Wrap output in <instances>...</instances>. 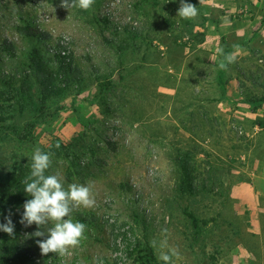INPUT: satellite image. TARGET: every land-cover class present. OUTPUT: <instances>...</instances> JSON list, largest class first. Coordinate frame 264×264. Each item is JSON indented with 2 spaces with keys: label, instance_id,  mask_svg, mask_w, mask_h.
I'll return each mask as SVG.
<instances>
[{
  "label": "rangeland",
  "instance_id": "374dc122",
  "mask_svg": "<svg viewBox=\"0 0 264 264\" xmlns=\"http://www.w3.org/2000/svg\"><path fill=\"white\" fill-rule=\"evenodd\" d=\"M186 2L197 7L195 17L177 16L180 0H92L87 9L75 0H0V105L10 90L6 81L22 90L34 47L45 58L55 51L71 55L81 69L78 77L55 79L45 105L0 108V176L28 165L39 147L51 153L48 173H59L65 186L88 185L94 200L73 209L74 220H90L78 246L64 254H42L35 241L44 237H33L37 226L19 223L23 208L13 206L21 243L42 264H164L160 252L169 255L168 264H247L232 254L242 243L252 249L251 264H264V234H251L248 213H234L231 197L264 140L260 136L254 147L250 137L255 124H264V104L254 110L246 102L264 96V34H253L240 50L220 34L230 22L250 24L249 17L232 21L226 10L264 13V0H237L233 7L221 0ZM260 24L264 30V19ZM29 26L44 36L31 39ZM210 32L219 33L218 45L207 43ZM199 33L205 35L200 44ZM6 42L17 59L5 52ZM234 79L247 107L230 96ZM243 108L259 114L240 120ZM27 123L34 126L28 141L7 135ZM185 154L196 195L179 192L174 158Z\"/></svg>",
  "mask_w": 264,
  "mask_h": 264
},
{
  "label": "trees",
  "instance_id": "16d2710c",
  "mask_svg": "<svg viewBox=\"0 0 264 264\" xmlns=\"http://www.w3.org/2000/svg\"><path fill=\"white\" fill-rule=\"evenodd\" d=\"M148 2L149 0H141L140 4L146 5ZM104 21L107 22L106 19ZM27 30V36L31 39L44 36L43 33H38V31L33 29L31 26L27 27ZM204 36L205 35L203 33H199L198 36H196L198 44L204 42ZM4 50L8 53L10 59H17L15 57L14 45L11 42H6V44H4ZM50 54H52L50 58H45V56L42 55L36 47L30 50L27 66L29 70L25 71L23 74V80L20 86L22 90L20 91H18L19 89H12L13 82L9 79L10 77H1L3 80H5V78L9 79L4 84L8 85L10 90L4 91L3 95L5 98L3 100L5 105H0V108H18L22 112L35 107L36 102L45 105L47 101L46 98L49 96V91L57 88L54 83L55 79L66 77L68 74L73 75L74 77H78L80 75L81 69L74 65L71 55H63L62 51H55ZM52 60L54 61V65L50 63ZM34 83L39 85L36 90L34 89ZM221 84L222 83H220V85ZM9 102L12 103L9 104ZM246 102L253 105L254 110H257L259 107L263 106L264 96H254L247 99ZM3 120V115H0V121ZM33 127L34 126L30 123H27L25 128L22 130H19L16 126H12L7 135L12 133L17 140L26 142L30 138L28 131ZM3 139L5 140V137H3L2 140ZM57 156H59L58 153ZM190 157L191 156L189 154H185L184 156L177 155L174 158V164L181 173L179 192L183 196L186 192H190L194 195L198 193V186L195 182L196 178L193 175L194 168ZM30 163H28V165H24L23 167L15 165L5 176H0V223H3L4 217L7 216L11 219L14 225V232L11 236L0 232V264H42L37 263L33 256L27 254L28 249L21 243L22 230L20 227H16L14 219L13 206L22 207L25 200L29 198L23 191V187L27 182L26 177L29 175ZM76 167L80 170H84L83 168H85L82 165H76ZM80 175H83V173L81 172ZM89 216L78 215V219L80 222L86 224L90 220ZM189 218L193 227L199 230L200 227L198 220L195 219L193 215H190ZM149 252L152 254L151 250H149ZM151 254V260L155 262V258L154 256L152 257Z\"/></svg>",
  "mask_w": 264,
  "mask_h": 264
},
{
  "label": "clouds",
  "instance_id": "9594fccd",
  "mask_svg": "<svg viewBox=\"0 0 264 264\" xmlns=\"http://www.w3.org/2000/svg\"><path fill=\"white\" fill-rule=\"evenodd\" d=\"M81 9L90 7L92 0H75ZM71 5L73 0H65ZM197 15V7L186 0H180L177 16L192 18ZM226 59L230 62L231 55ZM221 68L224 64L219 65ZM51 153L35 148L31 155L30 171L26 177L23 191L29 197L22 205L23 212L19 223L25 227L35 224L37 230L33 237H44L36 240V244L42 254L49 252L64 254L69 248L78 246L85 230V224L74 220L73 209L77 206L90 207L93 205L90 187L81 183H70L65 186L59 173H48L50 168ZM47 231H41V226L48 225ZM0 232L11 236L14 225L9 217H4L0 223ZM163 245H161L162 247ZM164 264H168L169 255L160 252L159 257Z\"/></svg>",
  "mask_w": 264,
  "mask_h": 264
},
{
  "label": "crops",
  "instance_id": "0c3cea01",
  "mask_svg": "<svg viewBox=\"0 0 264 264\" xmlns=\"http://www.w3.org/2000/svg\"><path fill=\"white\" fill-rule=\"evenodd\" d=\"M222 3L227 2L228 4L237 5V0H221ZM241 11L236 12L235 8H231L229 11H225V13L230 16L234 21L236 19H246V17L250 18V24L244 25L243 23H233L230 22V24L221 29V35L228 34L229 37L234 39V43L230 46L232 49L234 48L236 50H240L242 47L245 48V46L249 45L246 41L250 39V37L253 34H257L262 32L264 34V30H262L261 26V19H264V13L259 12L255 14H245V16H241ZM255 21L259 22V25L256 26ZM255 22V24H254ZM210 40H207L206 42L210 45H218L220 43V37L219 33L216 32V34H213L210 32ZM253 41V40H252ZM251 43V42H250ZM222 44V43H221ZM259 44H262V42H259ZM263 45V44H262ZM228 48V49H230ZM237 85V86H236ZM231 88L234 90L232 92L231 98L235 99L241 106L247 107L248 105L246 103H243L241 100V95L237 91L238 87V81L237 79H234L231 81ZM242 102V103H241ZM238 104V105H239ZM243 110L246 111V113H241L239 119L243 120L245 118L255 119L258 114L248 111L247 109L243 108ZM253 133L250 135L253 142H255L254 147L256 146V142L260 138V136L264 135V124L261 126L260 124H255L253 128ZM261 142V148L257 152V155L255 159L253 160V165L250 164V160L245 163L244 168V176L240 182L236 183L233 188L231 189V197L233 199V211L238 216L242 215L244 213H248V221H247V227L252 235L259 236L262 233L264 234V140ZM253 147V145H252ZM264 239V238H263ZM263 258H264V243L262 248ZM232 254L234 259H242V261H247V264H251V262L254 260V254L252 253V249L248 244L242 243V246H237L232 250Z\"/></svg>",
  "mask_w": 264,
  "mask_h": 264
},
{
  "label": "built area",
  "instance_id": "2783aa9c",
  "mask_svg": "<svg viewBox=\"0 0 264 264\" xmlns=\"http://www.w3.org/2000/svg\"><path fill=\"white\" fill-rule=\"evenodd\" d=\"M37 263H41V260L37 257H34ZM59 264H64L63 262H60Z\"/></svg>",
  "mask_w": 264,
  "mask_h": 264
}]
</instances>
